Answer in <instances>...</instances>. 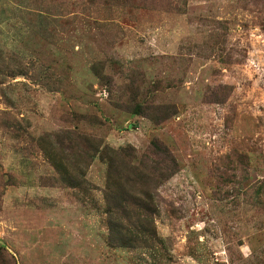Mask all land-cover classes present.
Segmentation results:
<instances>
[{"label":"rangeland","instance_id":"374dc122","mask_svg":"<svg viewBox=\"0 0 264 264\" xmlns=\"http://www.w3.org/2000/svg\"><path fill=\"white\" fill-rule=\"evenodd\" d=\"M0 264H264V0H0Z\"/></svg>","mask_w":264,"mask_h":264},{"label":"trees","instance_id":"16d2710c","mask_svg":"<svg viewBox=\"0 0 264 264\" xmlns=\"http://www.w3.org/2000/svg\"><path fill=\"white\" fill-rule=\"evenodd\" d=\"M120 170L117 171L111 167L108 182L113 186L106 192V202L108 204L110 239L120 242L123 246L131 243L129 234L132 239L142 241L143 236L148 232L143 224H147L148 221L154 222L160 210L159 204L155 200L157 189L154 190L148 186L150 181L157 184L158 179H154L151 174L141 170L139 164L135 168H130L131 177L125 176L124 170ZM127 208L132 209L133 214L136 215V217L134 216L136 227L131 224L132 230H128L129 232L120 226V219L124 221V213H127L125 210ZM129 220L133 221V218L129 217Z\"/></svg>","mask_w":264,"mask_h":264}]
</instances>
